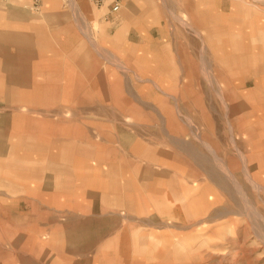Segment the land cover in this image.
<instances>
[{"label": "crops", "instance_id": "obj_1", "mask_svg": "<svg viewBox=\"0 0 264 264\" xmlns=\"http://www.w3.org/2000/svg\"><path fill=\"white\" fill-rule=\"evenodd\" d=\"M38 1V8L35 0L0 1V264H126L143 253L157 255L165 238L158 226L172 221L176 229L183 217L189 226L207 218L223 236L233 222L224 219L229 208L209 215L214 203L231 197L225 171L233 170L175 135L181 128L167 118L173 114L165 99L178 105V97L165 93L164 77L178 64L203 63L196 49L168 44L162 36L176 34L160 22L150 32L147 4L141 27L135 25L134 0L107 18L89 0ZM186 10L193 12L191 5ZM216 15L221 45L206 63H264V11L244 0H222ZM166 63L174 73L166 74ZM262 70L249 78L263 82ZM154 72L163 76L153 80ZM173 83L180 84L178 77ZM245 89L248 96L237 92V102L223 93L224 117L244 115L245 98L260 102L264 87ZM151 99L159 101L153 112L161 130L172 132L168 146L135 134L150 128ZM196 108L215 133L212 108ZM250 114L264 112L258 106ZM245 130L239 122V135ZM258 138L257 129L252 140L263 145ZM243 173L233 175L244 197ZM258 177L253 167L250 181L260 187L252 181ZM237 221V236L225 233L223 241L249 231ZM249 224L255 229L256 222ZM237 250L233 255L241 258Z\"/></svg>", "mask_w": 264, "mask_h": 264}, {"label": "rangeland", "instance_id": "obj_2", "mask_svg": "<svg viewBox=\"0 0 264 264\" xmlns=\"http://www.w3.org/2000/svg\"><path fill=\"white\" fill-rule=\"evenodd\" d=\"M163 1L165 2L164 4ZM221 1L162 0L161 3V0H134L135 11L138 12L135 25L137 24L139 28L141 27L142 7L147 4L151 8L149 16L150 32L160 22L168 27L169 31L176 34L175 36H162V39L167 41L168 44L182 47L183 51L184 49H196L197 59L199 61L200 59L203 60V63H182L181 67L178 64L179 68L175 67V73L173 68H171L172 63H166L169 65L166 67V74L171 70L174 75L167 74L164 77L166 80L165 93L172 96L177 93L175 95L178 97L176 101L178 105H175L169 98L165 99L167 109H170L173 114L167 115V118L171 120L170 125L172 127L175 126L177 128L176 125H178L181 128L180 132L174 133L175 135H179L187 142L192 141L197 144L198 150L203 151L208 157L214 156L212 160L218 158L227 165L229 164L233 172L243 173L244 171L245 179H242L244 180L242 182L247 195L243 197V192L233 172L225 171L226 176L231 181L229 187L227 186L231 197L227 196L226 201L221 203L223 205L214 203L212 210L214 212L209 215L212 217L220 213L223 209L222 207L229 208V216L224 219H230L233 222L229 223L230 226L228 227L231 228L226 229L223 236H221L222 228L210 226L213 223L207 218H200L197 225L189 226V221L185 223L183 217V222L180 223V226L176 225V229L170 227L173 223L172 221H165V225L158 226V228H163V236L165 237L159 246V253L157 255L156 253H143L140 259L132 262L125 261L126 264H264V144L261 145V142L264 143V114H258L257 116L250 114L258 106H261V110L264 112V99L262 100L264 93L259 94L260 96L257 98L260 102L256 105H254V100L245 98V114L240 117L236 114L233 115L232 112L229 118L224 117V109L221 102L223 93L226 97L229 95L231 101L237 102V92H240V95L241 92L245 93L247 89L245 87L253 86L254 83H256L257 87H264V70H262L263 82L256 78H249L254 75L249 72L255 73L256 69L258 70L259 66L264 65V63H206L208 59L212 58L211 53L216 51V47L221 45L218 41L222 40L220 31L222 20L221 16L216 15L218 11L220 12ZM244 1L252 8L256 6L264 11V0ZM166 4L167 10L164 8ZM188 5H191L193 9L191 15L186 10ZM152 9L154 10L152 11ZM124 12H127L125 7H123L121 13ZM202 13H207L209 18L207 20L202 19ZM160 14L161 18H164L163 20H160ZM214 15L215 17H213ZM223 22L224 26H226L227 21ZM137 26L135 27L137 28ZM154 38L159 39L160 36L156 34ZM135 40H138V38ZM156 72L150 74L155 76L153 80L163 76ZM160 72L163 74V69ZM177 77L180 84L173 83ZM244 79H246L247 84L242 83ZM249 81L251 82L249 83ZM160 86L163 89L164 85ZM150 91H155L153 85H150ZM248 92L247 90L246 96H248ZM157 102L159 101L150 100L149 130L135 134L142 136L151 145L158 146L161 144L168 146L170 132L161 130L159 116L153 112V104ZM196 106L203 107L204 110L205 107L212 108V111L211 109L209 111L215 115L213 116V121L216 124L215 133L208 130L209 123L205 122L206 116H196ZM191 109L195 111L190 113ZM239 122L241 127H246L247 129L244 131L245 136L243 134L239 135V132H237ZM229 126L234 128V133H232ZM257 129L259 132L257 143L261 146H256L252 140ZM203 143L209 147L204 148ZM253 167L259 170L260 177L252 181L258 182L261 189L250 181L251 178L249 176ZM203 180L205 178L198 181L201 182ZM254 212L258 214L256 215ZM239 218L246 222L245 224L248 226L246 230L248 229L249 231L246 235L241 234L238 240L234 237L231 239L232 241L230 239L223 241L222 238L225 237V233H229L232 237V234L237 236L238 232L235 227L241 225L237 221ZM250 220L256 222L255 229H251ZM222 222L216 221L214 224L220 225ZM151 233L158 232L152 229ZM240 241L241 243H238ZM253 242L255 245L250 246V243ZM156 245L153 244V246ZM239 245L241 247L244 246V250ZM223 248L229 250L225 256L222 255L224 253L221 251ZM236 248H238L237 252L242 256L241 258L233 255L236 253L234 251ZM260 254H262V258Z\"/></svg>", "mask_w": 264, "mask_h": 264}, {"label": "built area", "instance_id": "obj_3", "mask_svg": "<svg viewBox=\"0 0 264 264\" xmlns=\"http://www.w3.org/2000/svg\"><path fill=\"white\" fill-rule=\"evenodd\" d=\"M2 1V0H0ZM125 0H89V2L98 10H106L105 17H114L117 15ZM39 7V1L35 0V8Z\"/></svg>", "mask_w": 264, "mask_h": 264}, {"label": "bare ground", "instance_id": "obj_4", "mask_svg": "<svg viewBox=\"0 0 264 264\" xmlns=\"http://www.w3.org/2000/svg\"><path fill=\"white\" fill-rule=\"evenodd\" d=\"M231 177V176H230Z\"/></svg>", "mask_w": 264, "mask_h": 264}]
</instances>
